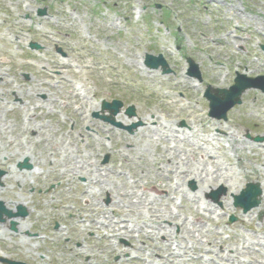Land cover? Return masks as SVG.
<instances>
[{
  "label": "rangeland",
  "instance_id": "obj_1",
  "mask_svg": "<svg viewBox=\"0 0 264 264\" xmlns=\"http://www.w3.org/2000/svg\"><path fill=\"white\" fill-rule=\"evenodd\" d=\"M31 41L40 48L30 49ZM261 44L264 0H0V199L12 212L28 210L17 219L3 214L0 256L27 264H264V194L246 213L231 196L247 181L264 190V140L246 137L264 136V94L245 90L226 120L204 114L201 97L207 84L230 85L235 71L264 74ZM146 52L162 54L171 72L138 63ZM187 57L199 82L182 71ZM102 99L122 101L114 117L120 126L92 116V105L103 114ZM164 126L176 137L160 138ZM26 158L31 168L20 169ZM159 159L193 168L218 163L239 184L214 181L212 190L225 188L220 205L206 193L194 201L192 176L174 191L169 172L167 188L153 179ZM77 166H98L100 182L86 184ZM168 211L175 216L159 217ZM120 234L130 244L115 245ZM233 249L240 257L223 261Z\"/></svg>",
  "mask_w": 264,
  "mask_h": 264
},
{
  "label": "bare ground",
  "instance_id": "obj_2",
  "mask_svg": "<svg viewBox=\"0 0 264 264\" xmlns=\"http://www.w3.org/2000/svg\"><path fill=\"white\" fill-rule=\"evenodd\" d=\"M61 63L63 65H68V62L66 60H61ZM91 108H93L92 110L94 111L95 110V105H92ZM144 119L148 122V118L147 117H144ZM146 128V127H144ZM96 129H99L97 126H96ZM143 129L142 128H139L138 130H141ZM159 131H160V134H159V137L160 138H163V139H166V137L168 136H171V137H176V133L172 130H170V128L168 126H164V127H161V128H157ZM165 129V130H164ZM235 141L237 142H241L242 139L239 138V139H234ZM172 148L171 147H166L165 149V154H171L173 151L171 150ZM204 155H207V156H212L211 154H209L208 152H203ZM164 154V155H165ZM120 156L122 157L123 161L125 162H129L130 163V158L128 157L129 155H123V153H120ZM137 157L138 158H141L142 161H145L144 159V156L142 153H138L137 154ZM162 159H163V156H161ZM157 162V166H156V169H157V173L153 176V179H157L159 181L158 184H163L164 188H167V183H163V180H164V174L165 172H169L166 175V177H169L170 174H172V176H170V179H172L173 177H175L176 179H178L179 181V185L180 184H183L184 185V180L187 176H192L194 179L197 180L198 184H199V189L198 191L196 192H193L190 194V198L194 201L198 200L201 198L202 194L203 193H206L207 192V189L208 188H212L213 184H214V181H219L223 184H239V182L237 180H234L232 178L229 177V175L226 173L227 170L225 169V171H223L221 164H217L215 163V166H216V169H213V170H210L209 168H197V167H191V166H188V165H185V163L183 164H180L179 162L176 164H174V162H170V163H164L162 161H160V159ZM181 162H184V160L182 159ZM140 167V170H142V175H146L147 176V165L146 163H140L139 165ZM79 169H81L80 167H76L75 168V174L79 173V174H82V175H86V180H85V183L88 184L90 181H95L93 180V178L97 179V181H95V183L97 184L99 180H101L100 177H102V174L100 172V169L98 166L95 167V171L94 172H82L80 171ZM108 169H104L103 168V171L106 172ZM254 173H257L258 176H262V172L259 170V169H255L254 170ZM2 179H4V176L2 177ZM144 181V180H142ZM100 182V181H99ZM111 184H114L113 182H110ZM99 184H102V183H99ZM145 184V183H144ZM152 184H156L155 182H152ZM182 185V186H183ZM262 186V184H261ZM153 187L155 189H157V185H153ZM169 188V187H168ZM235 192L236 189H234ZM262 193L264 194V190L262 189ZM208 202V201H207ZM203 204H206V201H203ZM144 207H146V209H149L150 206L149 205H146L144 204ZM208 208V206H206ZM159 214V213H158ZM175 216V213L174 212H166V213H162V214H159V217L160 218H171V217H174ZM17 219V217H14ZM186 225V224H185ZM179 226L181 228L184 227V222L183 221H180L179 222ZM22 227H24L23 225H20L18 226L19 230H24L22 229ZM162 228H160L161 230ZM164 233V232H162ZM232 254L230 256H227V257H223L221 256V259L223 261H230L231 259H237L238 257H240V254L239 252H237L235 249H233V251L231 252ZM3 257V256H1ZM245 259H240L236 261L235 264H245ZM249 261V260H247Z\"/></svg>",
  "mask_w": 264,
  "mask_h": 264
},
{
  "label": "water",
  "instance_id": "obj_3",
  "mask_svg": "<svg viewBox=\"0 0 264 264\" xmlns=\"http://www.w3.org/2000/svg\"><path fill=\"white\" fill-rule=\"evenodd\" d=\"M34 46L38 47V45L36 44ZM147 62L148 64H151L149 57L147 59ZM195 67H196L195 64L191 62V69ZM254 80L255 79H247L245 77L240 76L235 79V84L231 86L229 89L217 88L215 89V94H211L210 91L208 90V96L210 98H213L214 100L212 106L213 107L217 106L219 108V115H218L219 117H225V112L228 108L233 106L235 103L241 102L240 95L247 87H251V86L258 87L264 92V77L260 78L261 81L259 83L254 82ZM103 106L110 109L112 115L111 117L104 116L103 118L107 121L114 122L113 115H115L120 110L122 103L117 100H113L111 103L104 101ZM126 111L127 113L132 114L133 107H128ZM95 115L98 116L97 113H95ZM256 139H260V138L258 137ZM260 193L261 190L259 184L248 183L247 187L244 190H242V192L239 195L234 196L235 198L234 204L236 206H241L243 208V211L246 212L250 208L258 205L259 203L258 196L260 195ZM3 211L6 210L4 209L2 202H0V214Z\"/></svg>",
  "mask_w": 264,
  "mask_h": 264
}]
</instances>
